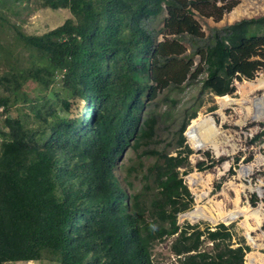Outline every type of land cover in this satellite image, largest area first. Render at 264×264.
<instances>
[{"label": "trees", "instance_id": "obj_1", "mask_svg": "<svg viewBox=\"0 0 264 264\" xmlns=\"http://www.w3.org/2000/svg\"><path fill=\"white\" fill-rule=\"evenodd\" d=\"M42 1L70 16L39 35L11 24L14 49L0 40V264H243L250 248L231 226L177 223L192 204L179 168L192 153L183 132L196 112L170 155L157 148L150 102L193 81L224 96L235 80L264 72V14L205 35L195 16L217 21L236 0ZM162 13L161 28H150ZM57 80L66 95L31 101V121L9 114L27 81L47 89ZM259 126L251 142L264 135ZM128 149L153 159L142 171L143 193L115 174ZM169 238L176 261L153 260V245Z\"/></svg>", "mask_w": 264, "mask_h": 264}, {"label": "rangeland", "instance_id": "obj_2", "mask_svg": "<svg viewBox=\"0 0 264 264\" xmlns=\"http://www.w3.org/2000/svg\"><path fill=\"white\" fill-rule=\"evenodd\" d=\"M236 5L224 13L221 19L214 20L211 17L198 16V20L205 35L212 27H222L245 17H254L264 14V0H236ZM9 6V8L5 7ZM0 40H10L8 46L12 49L16 44L10 38V25L15 24L25 33L32 35L42 34L60 24L70 16L67 9H51L43 5L42 0H3L0 2ZM164 13L149 21L150 28L158 30L162 26ZM161 40V36H157ZM19 62L25 60L23 53L18 54ZM0 61V71L3 66ZM256 80L262 81L261 87L255 86ZM235 90L227 94L232 101L230 104L221 105V98L206 91H201L199 81L186 82L180 88L164 89L159 91L155 100L150 102L152 112L158 116L157 136L159 144L157 148L168 150L170 155L175 154L173 142L178 128L187 120L192 112L198 115H212L218 130L219 153L205 148L195 150L185 137V143L192 150L181 165L180 172L191 196V207L205 209H216L222 207L225 211L232 210L235 200L238 205L247 209H258V216L250 215L246 218L240 216L238 219L224 223L222 221L211 222L200 218L190 221L177 215V223L183 225L200 224L201 227L214 226L216 223H224L231 226L235 236L244 237L245 243L250 250L244 256L243 264H262L264 258V135L261 139L251 142V138L260 130L259 123L264 121V99L255 102L256 98L264 95V72L259 71L252 79L235 80ZM23 92L28 97L27 101L22 99ZM0 95L2 90L0 89ZM56 95L63 97L66 92L62 89L60 80H57L49 88L44 89L33 81H27L21 92L19 91L10 99L7 106L11 116H20L26 121H31L30 102L39 100L43 96L49 97L52 102ZM0 107V124L3 122L6 112ZM262 116L255 118L257 111ZM195 117V118H196ZM193 118V119H195ZM192 120V119H191ZM189 121V123L191 122ZM219 158H222L218 162ZM153 162L152 158H139L131 150H126L117 160L118 168L115 170L121 184L122 177L127 174V180L131 182L128 189L133 192L144 190L142 171L148 164ZM131 168L128 173L127 168ZM200 167H205L201 169ZM246 168L245 175L240 171ZM141 170V171H140ZM125 187V186H124ZM202 199L197 202L196 196ZM253 196L257 197L255 204L251 203ZM259 221V222H258ZM248 234V238L245 237ZM172 238L162 242H156L152 247V258L160 262L172 263L176 259L169 250ZM5 264H57L47 260L6 262Z\"/></svg>", "mask_w": 264, "mask_h": 264}, {"label": "bare ground", "instance_id": "obj_3", "mask_svg": "<svg viewBox=\"0 0 264 264\" xmlns=\"http://www.w3.org/2000/svg\"><path fill=\"white\" fill-rule=\"evenodd\" d=\"M256 82V83H255ZM255 83V86L261 87L263 85L262 81L256 80L250 84ZM253 85V84H252ZM221 98V105L230 104L232 101L228 98V95L219 96ZM264 99V95L261 98H256L255 102H261ZM264 111V110H263ZM262 116V112L257 111L255 116L256 119ZM194 126V131L190 130L186 133L188 142L195 149L199 146L201 149L209 148L212 149L216 154L219 153L218 144V130L214 118L212 115H198L195 119L190 122ZM199 142V145H198ZM247 172L246 168L240 171V175H245ZM202 199L201 195L196 196V201L199 202ZM238 198L235 200V206L232 210L225 211L222 207H217L216 209H205L204 207H195L187 216H182L183 218H188L190 221L198 220L200 218L209 220L211 222L222 221L228 223L230 221L238 219L240 216L244 218L253 215L258 216L260 214L258 209H247L240 207L238 205ZM259 222V221H258ZM261 263L264 264V258H262Z\"/></svg>", "mask_w": 264, "mask_h": 264}, {"label": "water", "instance_id": "obj_4", "mask_svg": "<svg viewBox=\"0 0 264 264\" xmlns=\"http://www.w3.org/2000/svg\"><path fill=\"white\" fill-rule=\"evenodd\" d=\"M190 130H192V131H194V126L193 125H191L190 123L186 126V128H185V131L183 132V135L186 137V133H188ZM198 145H199V142H198ZM194 148V147H193ZM195 149V148H194ZM195 150H200V148H199V146L195 149ZM192 211V210H191ZM191 211H188V212H182L181 214H180V217L182 218V216H187V214L189 213V212H191ZM217 224V223H216ZM224 224V223H223ZM245 235V237H247L248 238V234L247 233H245L244 234Z\"/></svg>", "mask_w": 264, "mask_h": 264}]
</instances>
